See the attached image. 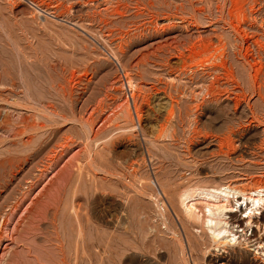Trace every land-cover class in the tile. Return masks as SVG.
<instances>
[{
    "label": "rangeland",
    "instance_id": "obj_1",
    "mask_svg": "<svg viewBox=\"0 0 264 264\" xmlns=\"http://www.w3.org/2000/svg\"><path fill=\"white\" fill-rule=\"evenodd\" d=\"M263 179L264 0H0V264H264L179 200Z\"/></svg>",
    "mask_w": 264,
    "mask_h": 264
},
{
    "label": "bare ground",
    "instance_id": "obj_2",
    "mask_svg": "<svg viewBox=\"0 0 264 264\" xmlns=\"http://www.w3.org/2000/svg\"><path fill=\"white\" fill-rule=\"evenodd\" d=\"M120 12V11H119ZM121 14V13H120ZM161 15V14H160ZM168 18V17H167ZM167 22V21H166ZM245 23V22H244ZM153 24V23H152ZM241 26V23H240ZM155 28V27H154ZM146 31V30H145ZM246 33V32H245ZM213 40V39H212ZM173 42V41H172ZM194 45V44H193ZM196 46V45H195ZM182 49V48H181ZM202 51L198 50V47L192 48V55L199 56L201 53L208 52L209 46H205ZM220 50V49H219ZM169 51V50H168ZM226 52V51H225ZM176 53V52H175ZM191 54V53H190ZM207 54V53H206ZM185 55V54H184ZM210 55V54H209ZM223 54L211 55L208 59L201 62V66H204L205 62L212 61L213 66L224 67L226 63L222 60ZM189 56V55H188ZM202 56V55H201ZM226 57V56H225ZM207 58V57H206ZM198 59V58H197ZM185 60V59H184ZM186 61V60H185ZM189 61V60H188ZM216 61H220V64H217ZM243 61V60H242ZM153 62V61H152ZM196 63V62H195ZM185 64V63H184ZM199 64V62H198ZM199 65V66H200ZM229 65V64H228ZM250 65V64H249ZM208 67H210L208 65ZM228 67V66H227ZM215 68V67H214ZM198 69V68H197ZM228 69V68H227ZM251 69V68H250ZM193 70V69H192ZM220 70V69H219ZM196 72V71H195ZM197 73V72H196ZM213 76V75H212ZM219 77V76H218ZM131 80V79H130ZM128 81V86L130 89H135V84L132 81ZM217 81V80H216ZM220 84V83H219ZM207 95L213 94V88H207ZM228 92V91H227ZM230 94V93H229ZM209 98V97H208ZM163 99V98H162ZM207 99V98H206ZM213 100V99H212ZM211 100V101H212ZM171 101V100H170ZM168 104V103H167ZM219 104V103H218ZM204 105V104H203ZM168 113L165 117H162L163 120L158 126V135L162 136L166 133L167 126L173 115L172 104H168ZM196 114V113H195ZM139 116V114H138ZM193 118V117H192ZM200 123V120H198ZM231 128V127H230ZM199 129V128H198ZM202 134V133H201ZM234 134V133H233ZM156 136V135H155ZM215 136V135H214ZM159 138V137H158ZM230 138V137H229ZM210 139V138H209ZM206 140V139H205ZM204 141V140H203ZM211 141V140H209ZM213 141V140H212ZM211 141V143H212ZM206 142V141H205ZM210 143V142H209ZM210 143V145H211ZM225 143V142H224ZM236 145V144H235ZM226 146V145H225ZM210 147L205 146L203 150L208 151ZM213 148V147H211ZM217 149V148H216ZM231 149H235L234 147ZM230 150V149H229ZM193 151V150H192ZM199 151V149H198ZM204 151V152H205ZM190 152V151H189ZM188 152V154H189ZM201 152V151H200ZM212 152V151H211ZM227 152V151H226ZM199 153V152H198ZM223 154V151L212 152L211 155H220ZM196 154V153H195ZM203 154V153H202ZM199 154H197L198 156ZM210 155V153H209ZM208 155V156H209ZM210 155V157H212ZM202 156V155H201ZM214 156V157H215ZM242 156V155H241ZM152 157V156H151ZM219 157V156H218ZM163 161V160H162ZM164 162V161H163ZM243 162V161H242ZM140 170V169H139ZM214 171V170H213ZM229 171V170H228ZM214 173H218L215 172ZM247 174V173H246ZM253 174V173H252ZM199 175V174H198ZM197 175V176H198ZM255 176V175H253ZM241 179V177H240ZM245 179V178H244ZM247 179V178H246ZM245 179V180H246ZM239 180V179H238ZM248 181V180H247ZM161 183V182H160ZM251 183V182H250ZM242 183H235L229 181L226 185L214 186L211 188H202L201 185L196 186V189L187 187L188 189L183 191L180 194V206L183 208L182 213L183 217L189 222H192L194 225H201L202 230L208 234L212 239L214 244L218 249H225L227 247L233 246L235 244L242 245L248 244L250 241L246 237L247 230H251L252 226L263 225L264 227V179L258 182H252L249 185L244 186ZM246 184V183H245ZM166 186V185H165ZM162 187V186H161ZM164 187V186H163ZM177 187V186H176ZM190 188V189H189ZM164 189V188H163ZM162 189V195L167 197L166 188ZM172 189V187H171ZM181 190V189H180ZM179 193V192H178ZM172 196V195H171ZM170 196V197H171ZM169 197V195H168ZM174 197V196H173ZM179 198V196H178ZM242 198V201H241ZM17 207V206H16ZM165 207V206H164ZM242 207V208H241ZM167 208V207H166ZM244 209V210H243ZM15 210V209H14ZM166 212V209H164ZM168 210V209H167ZM237 211L243 215V219L237 216ZM164 215V214H162ZM258 215V216H257ZM181 216V213H180ZM165 217V216H164ZM178 217V216H177ZM179 218V217H178ZM246 218V221H245ZM165 219V218H164ZM183 219V218H182ZM163 221V220H162ZM245 221V223H244ZM183 222V221H182ZM166 223V222H165ZM245 224L246 226L243 227ZM165 226V224H164ZM255 226V225H254ZM253 226V227H254ZM257 228V227H256ZM166 230L169 227L165 228ZM247 229V230H246ZM169 231V230H168ZM171 231V230H170ZM252 231V230H251ZM167 232V231H166ZM249 232V231H248ZM253 232V231H252ZM262 233V232H261ZM170 234V232L168 233ZM172 234V233H171ZM248 234V233H247ZM178 236V235H177ZM261 236V235H260ZM171 237V236H170ZM243 238V240L241 239ZM259 240V237L257 238ZM262 239V238H261ZM242 240V241H241ZM190 241V240H189ZM257 241V240H256ZM179 242V241H178ZM253 242V241H252ZM263 241H260L256 244L254 248L255 254H260L264 258V247L262 245ZM251 243V242H250ZM253 245V244H252ZM184 246V245H183ZM238 248V247H237ZM246 248V247H245ZM243 249V248H242ZM224 250V251H225ZM233 251V250H232ZM162 253V252H161ZM258 257V256H257ZM184 260V259H183ZM223 261V260H222ZM241 263V262H240Z\"/></svg>",
    "mask_w": 264,
    "mask_h": 264
}]
</instances>
